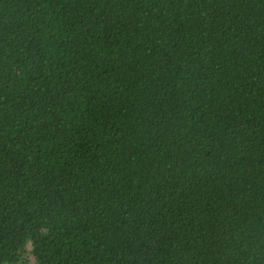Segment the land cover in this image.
<instances>
[{
  "label": "trees",
  "instance_id": "16d2710c",
  "mask_svg": "<svg viewBox=\"0 0 264 264\" xmlns=\"http://www.w3.org/2000/svg\"><path fill=\"white\" fill-rule=\"evenodd\" d=\"M264 264V0H0V264Z\"/></svg>",
  "mask_w": 264,
  "mask_h": 264
},
{
  "label": "rangeland",
  "instance_id": "374dc122",
  "mask_svg": "<svg viewBox=\"0 0 264 264\" xmlns=\"http://www.w3.org/2000/svg\"><path fill=\"white\" fill-rule=\"evenodd\" d=\"M33 261H34V257L30 255L28 258L27 264H32Z\"/></svg>",
  "mask_w": 264,
  "mask_h": 264
}]
</instances>
